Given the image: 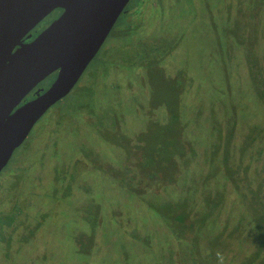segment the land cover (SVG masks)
<instances>
[{
  "label": "rangeland",
  "instance_id": "1",
  "mask_svg": "<svg viewBox=\"0 0 264 264\" xmlns=\"http://www.w3.org/2000/svg\"><path fill=\"white\" fill-rule=\"evenodd\" d=\"M128 6L0 172V264H264V0Z\"/></svg>",
  "mask_w": 264,
  "mask_h": 264
},
{
  "label": "water",
  "instance_id": "2",
  "mask_svg": "<svg viewBox=\"0 0 264 264\" xmlns=\"http://www.w3.org/2000/svg\"><path fill=\"white\" fill-rule=\"evenodd\" d=\"M128 2L0 0V172L40 117L69 93ZM57 8L62 13L27 41ZM54 72L48 88L21 102Z\"/></svg>",
  "mask_w": 264,
  "mask_h": 264
},
{
  "label": "flooded vegetation",
  "instance_id": "3",
  "mask_svg": "<svg viewBox=\"0 0 264 264\" xmlns=\"http://www.w3.org/2000/svg\"><path fill=\"white\" fill-rule=\"evenodd\" d=\"M132 2V0H129V2L127 3V5L125 6V8H124V10L125 11H123L120 15H119V17L117 18V20L115 21V23H114V25H113V27L111 28V30H110V32L108 33V35H107V37L109 38V36L111 35V33H112V29L116 26V23L118 22V19H120V18H123V17H125L126 15H129V14H131L132 12H133V10H132V8L130 7L129 8V4ZM62 13V9H60V8H57V9H54V10H52L49 14H47L38 24H36L35 26H34V28H32V30L29 32V33H31L32 35H31V37L30 38H28V39H26L27 41H29V40H31V39H33L37 34H39L45 27H47L55 18H57L60 14ZM42 24V26L40 27V25ZM131 26H132V24L131 23H128V24H123L122 22H120L119 21V24H117V26H116V30L119 32V33H122V32H126L127 30H128V28H131ZM116 31V32H117ZM117 32V33H118ZM106 37V38H107ZM106 38H105V40L104 41H106ZM107 38V39H108ZM104 43L105 42H103V44L100 46V48H99V50L97 51V53L95 54V56L94 57H96V56H98V53H100V54H102L103 53V56L105 57V56H112V57H114L113 55H112V53H111V51L113 50V48L115 47V45H114V43L113 42H108V44L107 45H104ZM152 45V44H151ZM155 49H156V47H155ZM94 57L92 58V60L88 63V65L86 66V68L84 69V71L82 72V74H81V76L79 77V79H78V81L75 83V85L72 87V89L69 91V93L75 88V87H77V86H79L78 88L79 89H82L83 88V91H79L80 92V95H86L88 92H89V87L87 86V85H82L81 84V82H80V80L82 79V75L85 73L86 74V72L88 71V67L90 66V64L92 63V61H93V59H94ZM56 73L57 72H54L53 74H54V78H55V76H56ZM50 76V75H49ZM48 76V77H49ZM46 79V78H45ZM44 79V80H45ZM41 81L39 84H37L26 96H25V98L21 101V102H25V101H29V100H31V99H33V98H35L36 97V95H37V92L38 93H41L43 90H45L46 88H48V86L52 83V81L54 80H52L50 83H46V85H44V83L43 82H45V81ZM43 83V84H42ZM68 93V94H69ZM67 94V95H68ZM66 95V96H67ZM60 101V100H59ZM47 112V111H46ZM45 112V113H46ZM44 116V114L40 117V119H42V117ZM39 119V120H40ZM38 120V121H39ZM35 125V124H34ZM34 127V126H33ZM32 127V128H33ZM32 130V129H31ZM30 130V131H31ZM30 133V132H29ZM29 133H28V135H29ZM27 135V136H28ZM26 139V138H25ZM25 141V140H24ZM23 141V142H24ZM22 142V143H23ZM22 145V144H21ZM11 159H12V155H11V157H10V159L8 160V162H7V164L3 167V169L5 168V167H7V165H8V163L11 165L12 164V162L13 161H11ZM130 159H132V158H130ZM11 161V162H10ZM9 165V166H10ZM2 171V170H1ZM3 218H5L4 216H2V219ZM3 223H5V224H7L8 226H10V221H7V220H4L3 219Z\"/></svg>",
  "mask_w": 264,
  "mask_h": 264
},
{
  "label": "clouds",
  "instance_id": "4",
  "mask_svg": "<svg viewBox=\"0 0 264 264\" xmlns=\"http://www.w3.org/2000/svg\"><path fill=\"white\" fill-rule=\"evenodd\" d=\"M218 264H224V256L222 253H217Z\"/></svg>",
  "mask_w": 264,
  "mask_h": 264
},
{
  "label": "trees",
  "instance_id": "5",
  "mask_svg": "<svg viewBox=\"0 0 264 264\" xmlns=\"http://www.w3.org/2000/svg\"><path fill=\"white\" fill-rule=\"evenodd\" d=\"M54 79V74L52 73L49 77H47L43 82V83H50L52 80ZM42 83V84H43Z\"/></svg>",
  "mask_w": 264,
  "mask_h": 264
}]
</instances>
